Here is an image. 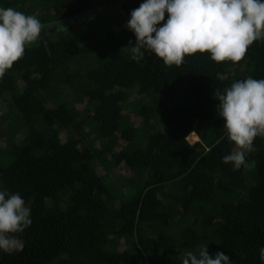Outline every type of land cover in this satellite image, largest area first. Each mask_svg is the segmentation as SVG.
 I'll return each instance as SVG.
<instances>
[{"label":"trees","instance_id":"trees-1","mask_svg":"<svg viewBox=\"0 0 264 264\" xmlns=\"http://www.w3.org/2000/svg\"><path fill=\"white\" fill-rule=\"evenodd\" d=\"M144 2L0 0L41 23L64 20L0 78V191L19 193L32 221L14 234L23 250L0 251V264H181L201 244L230 264H264V136L246 153L254 169L223 163L234 144L214 98L236 80L264 79V40L235 64L197 52L165 66L143 50L137 62L134 33L126 41L130 30L106 21L113 6L129 20ZM134 93L144 100L129 107ZM130 114L157 122L143 144L149 127ZM191 131L202 144L187 141ZM118 161L139 177L125 193L99 168ZM169 183L177 192L166 202Z\"/></svg>","mask_w":264,"mask_h":264},{"label":"clouds","instance_id":"clouds-1","mask_svg":"<svg viewBox=\"0 0 264 264\" xmlns=\"http://www.w3.org/2000/svg\"><path fill=\"white\" fill-rule=\"evenodd\" d=\"M165 13L166 22L157 27L165 20ZM62 21L51 23L64 29ZM44 24L36 16L12 7L0 8V78L23 57L26 45L38 37L46 41V31L40 35ZM125 26L136 38L134 44L129 42L134 61L139 62L143 52H151L165 66H179L185 56L207 52L216 63L235 64L246 56L254 41L264 40V0H145L131 11ZM214 98L218 101L216 112L225 122L227 139L234 144L222 162L231 163L233 170L254 169L256 162L247 161L246 153L252 150L257 136H264V79L249 76L236 80L230 87L215 90ZM129 121L135 126L149 127L143 132L146 136L141 134L142 144L149 132L158 128L149 119L132 121L129 116ZM190 135L195 137L194 143L188 140ZM186 139L190 144H202L195 131L188 133ZM111 184L113 188L116 182ZM31 222L30 208L20 194L0 191V251H22L24 242L14 234L22 233ZM259 258L264 262V247L259 248ZM181 264H230V260L222 252L210 256L207 245L201 244L197 250L187 251Z\"/></svg>","mask_w":264,"mask_h":264},{"label":"rangeland","instance_id":"rangeland-1","mask_svg":"<svg viewBox=\"0 0 264 264\" xmlns=\"http://www.w3.org/2000/svg\"><path fill=\"white\" fill-rule=\"evenodd\" d=\"M113 8L115 10H109V13L107 15L108 20L106 21V23L112 25L113 27L115 26V28L121 30L122 26L124 25V27H126L125 25L127 24L128 20L127 18L124 16V14L120 11L121 8L119 6V4L113 6ZM66 11V8L64 6H62L61 9V13H64ZM63 20V19H62ZM57 25L53 24V23H46L43 25L42 30H41V34H43V32H53V30H57ZM133 36V32L130 31V34L126 37V41H129L131 39V37ZM39 38V37H38ZM34 43V42H33ZM138 94L134 93L131 95H127V101H128V106H134L136 104L137 100H144V97L142 95H140L141 98H138ZM3 105L6 108H11V105L7 104V101H3ZM83 106V104L79 103L78 107L81 108ZM1 108H0V112H1ZM130 118L132 119V121H135V114H130L129 115ZM154 116H151V118H153ZM141 122H144L143 120H140ZM153 126H155L157 124V122H152ZM85 130H87L88 128H84ZM155 130V129H154ZM194 134V133H193ZM144 136H146V133H143ZM188 140L190 141V143H194L196 141V139H192V135L188 136ZM4 142L3 140L0 138V145H3ZM123 144L122 140H119L118 146L116 148H121ZM101 165H99V168L101 169V173L105 174L103 177L106 180L107 183L111 184V182H116L115 187L111 188V191L116 192L115 188H117V190L120 193H125L126 192V188H128L129 186L135 185L136 182H139V177H134V172L131 171L128 167H126L124 165V163L122 161H118L115 164L113 163H108V162H100ZM124 182H127L129 184H125ZM128 186V187H127ZM176 193V185L174 184H166L165 189L163 190L162 194L160 195V198H164V200L167 202V198H170L172 194ZM123 245H121L124 249V247H126V243L122 242Z\"/></svg>","mask_w":264,"mask_h":264},{"label":"bare ground","instance_id":"bare-ground-1","mask_svg":"<svg viewBox=\"0 0 264 264\" xmlns=\"http://www.w3.org/2000/svg\"><path fill=\"white\" fill-rule=\"evenodd\" d=\"M192 139H195V137H192Z\"/></svg>","mask_w":264,"mask_h":264}]
</instances>
